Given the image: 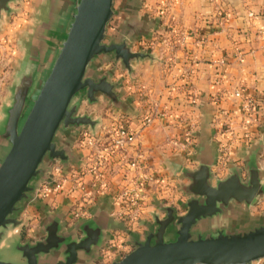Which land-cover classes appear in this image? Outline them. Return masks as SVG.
<instances>
[{
	"label": "crops",
	"instance_id": "obj_1",
	"mask_svg": "<svg viewBox=\"0 0 264 264\" xmlns=\"http://www.w3.org/2000/svg\"><path fill=\"white\" fill-rule=\"evenodd\" d=\"M71 3L73 6V0ZM167 3L170 7L161 10L157 0H114L113 31L110 32L109 26L106 40L117 41L128 31L132 50H146L154 59L133 62L132 72L128 73L111 55L95 58L89 75L110 73L111 80L120 84L118 92L127 103L126 108L115 110L102 97L95 105L83 102L79 113L91 114L100 121L96 134L88 128L58 132L60 146L70 143L76 161L63 165L44 160L43 166L50 168L49 180L53 175L54 179H61L62 188L51 189L43 198L36 194L24 201L19 214L22 225L11 232L22 242L43 239L41 228L51 215H61L66 230L97 218L107 229L105 246L99 249L95 264H110L133 250L135 236L140 241L145 239L149 227L154 225L153 213L165 217L157 202L173 206L178 215L185 213L182 204L188 196L181 186L190 181L173 173V162L181 160L182 168L194 170L200 158L213 156L211 171L216 178H226L233 166L240 168L242 177H246L247 150L253 143L264 141V0H168ZM12 6L15 11L5 16L0 25V45L8 43L14 19L25 14L28 21L14 35V53L0 54V64L10 63L20 53L16 45L18 33L28 34L29 24L40 12L41 0H21ZM61 38L62 35L59 41ZM59 41L53 38L52 43ZM56 50L57 45L53 44L46 66L53 61ZM2 77L7 78L0 73ZM185 83L197 95L196 104L188 100ZM237 91L242 97L235 96ZM5 96L7 88L1 85L0 105ZM249 96L258 100L252 113L242 109L243 98ZM148 115L152 121L143 125V117ZM121 116L126 117L136 140L116 149L104 191L92 187L91 175L85 176L86 185L79 188L74 173L84 168L92 153L100 149L98 145L91 150L83 147L80 133L89 131L107 145L111 140L108 129ZM224 145L231 147L226 163L221 161L220 149ZM259 161L264 169V142ZM132 163H137L139 169L132 168ZM133 179L144 180L146 197L140 219L131 228L118 196L124 187L134 185ZM44 182L38 178L33 185L40 188ZM263 218L264 197L249 209L233 204L224 215L199 223L201 228L197 230H239ZM204 224L206 228L202 227ZM76 233L82 236L80 231ZM110 243L115 248L112 257L105 260L102 253ZM56 262L55 257L42 260L44 264ZM252 264H264V259Z\"/></svg>",
	"mask_w": 264,
	"mask_h": 264
},
{
	"label": "water",
	"instance_id": "obj_2",
	"mask_svg": "<svg viewBox=\"0 0 264 264\" xmlns=\"http://www.w3.org/2000/svg\"><path fill=\"white\" fill-rule=\"evenodd\" d=\"M19 2L0 0V25L15 11L12 5ZM113 6L114 0H73L65 32L36 98L33 95L53 47L52 13L47 31L42 28L40 6L31 35L23 39L25 56L0 105V248L22 225L19 214L23 203L34 198L39 189L34 181L50 179V168L43 166L44 160L63 165L76 161L70 143L60 146L58 132L88 128L96 134L100 121L91 114H80L81 104L95 105L102 97L115 110L126 108L118 92L120 84L111 80L110 73L89 75L95 58L111 55L128 73L133 62L154 59L146 50H132L128 31L117 41L106 40ZM263 142L248 148L245 178L235 166L226 178H216L211 171L213 156L200 158L194 170L182 168L181 160L173 162V173L190 181L181 186L188 196L182 204L185 213L178 215L173 206L157 202L165 217L153 213L154 225L145 239L140 241L135 236L133 250L110 264H252L264 259V218L239 230L195 229L202 221L224 215L233 204L249 209L264 197V169L259 161ZM106 229V224L94 218L66 230L62 216L56 214L42 226L43 239L22 242L16 235L13 243L23 258L21 264H44L42 260L50 257L57 259L56 264H95L99 249L105 246ZM0 264L15 263L0 259Z\"/></svg>",
	"mask_w": 264,
	"mask_h": 264
},
{
	"label": "built area",
	"instance_id": "obj_3",
	"mask_svg": "<svg viewBox=\"0 0 264 264\" xmlns=\"http://www.w3.org/2000/svg\"><path fill=\"white\" fill-rule=\"evenodd\" d=\"M168 0H157L159 5L162 6L161 10L167 9L170 7V4L167 3ZM188 100L192 104H196L197 95L193 93L190 89V86L185 83ZM236 97H242V93L237 91L235 93ZM264 97V95H263ZM258 105V100L256 97H246L243 98L242 109L246 113H252L256 110ZM152 121L151 115L144 116L142 120L143 125H147ZM108 131L110 132L111 140L110 143L105 145L100 142V138L93 136L89 131H82L80 133V143L83 147H89V149H94L97 145L100 149L92 153L91 161L84 166L81 170L74 173V180L79 188L83 189L86 185L85 176L91 175L92 180L91 184L94 189H97L99 192L104 191L107 188V176L113 167L115 161H113L114 153L116 149L125 147L126 145L132 144L136 140V133L132 131L126 123V117H119L114 121V123L109 127ZM222 158L221 161L226 163L231 156V147L230 145H224L221 147ZM131 167L134 169H139L137 163H132ZM162 181V180H161ZM62 180L53 179L44 182L37 191V197H45L51 189L59 191L62 188ZM132 187L126 186L121 190L118 198L119 202L122 203L123 207V216L126 221L129 223L130 227H134L140 219L142 212V205L145 201L146 185L142 179H133ZM115 248L111 243L108 245L107 249L102 253V258L110 259L112 257V249Z\"/></svg>",
	"mask_w": 264,
	"mask_h": 264
},
{
	"label": "rangeland",
	"instance_id": "obj_4",
	"mask_svg": "<svg viewBox=\"0 0 264 264\" xmlns=\"http://www.w3.org/2000/svg\"><path fill=\"white\" fill-rule=\"evenodd\" d=\"M71 1L72 0H41V23H42V28H46V30L48 31V27L50 26L49 24V12H51L52 14V20L54 22L53 26H54V30L52 33V39L54 38L55 40L57 39V41H59V38L61 35H63L64 31V27L66 24V21L69 20V13L71 12ZM158 3V2H157ZM159 4V3H158ZM156 14V13H155ZM12 15V14H11ZM45 15V16H44ZM27 18V19H26ZM113 20V19H112ZM28 21V17L27 15L24 14V17H20V18H16L11 22V27H10V38L7 41L8 43H3L2 45H0V54L7 53V52H13L14 53V46L15 43H13L14 41V35L16 36L17 33L16 31L18 29H21V27L25 24H27ZM36 22V20H35ZM112 22V21H111ZM110 22V23H111ZM13 23V24H12ZM34 23V21H33ZM33 23H30V29H29V34L32 31V28H34L35 26L33 25ZM36 25V23H34ZM67 26V24H66ZM113 25L111 23L110 25V32H112ZM42 34H46V32H43L41 29ZM31 35V34H30ZM25 38V36H23L22 34L18 33V37H17V47H18V51L20 52L18 54V56H14V61L11 60L10 63H4V64H0V73L3 74V76L6 75L7 78L2 77L0 79V86L1 85H5L6 88H8L10 85H12L15 82V74L16 71L18 70L19 64H20V60L24 58V43H23V39ZM44 43H41V46ZM55 45H57V47H59L60 43H53ZM9 48V49H8ZM13 53H11V55H14ZM52 65V62L49 63V65L47 64L45 72L44 70L42 71V73L40 74V80H39V85L37 87V91L35 92V94L33 95V98H36L37 93L39 92V89L42 85V83L44 82L46 75L50 69ZM203 228H206V224H204L202 226ZM201 228V225H199L198 227H196L195 229H199ZM17 239L16 235H12L10 238L7 239L5 246H3L2 248H0V259L2 261L5 262H10V263H15V264H21L23 263V258L20 254L19 251L16 250V246L14 245V240Z\"/></svg>",
	"mask_w": 264,
	"mask_h": 264
},
{
	"label": "trees",
	"instance_id": "obj_5",
	"mask_svg": "<svg viewBox=\"0 0 264 264\" xmlns=\"http://www.w3.org/2000/svg\"><path fill=\"white\" fill-rule=\"evenodd\" d=\"M111 23H112V22H111ZM111 23L109 24V26L111 25ZM109 26H108V27H109Z\"/></svg>",
	"mask_w": 264,
	"mask_h": 264
}]
</instances>
